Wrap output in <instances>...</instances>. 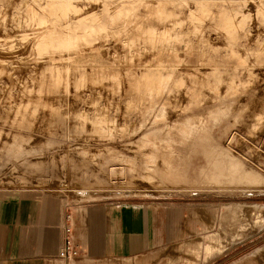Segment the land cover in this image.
<instances>
[{
  "label": "rangeland",
  "instance_id": "rangeland-1",
  "mask_svg": "<svg viewBox=\"0 0 264 264\" xmlns=\"http://www.w3.org/2000/svg\"><path fill=\"white\" fill-rule=\"evenodd\" d=\"M108 1L0 0V192L149 204L94 264H264V0Z\"/></svg>",
  "mask_w": 264,
  "mask_h": 264
},
{
  "label": "crops",
  "instance_id": "crops-1",
  "mask_svg": "<svg viewBox=\"0 0 264 264\" xmlns=\"http://www.w3.org/2000/svg\"><path fill=\"white\" fill-rule=\"evenodd\" d=\"M62 200L53 194L0 192V264H94L110 259L115 248L126 253L152 242L149 204L108 203L78 209ZM67 213L74 219L75 237L82 246V254L74 259L59 256ZM210 237L220 240L219 233ZM216 247L214 242L207 244V253Z\"/></svg>",
  "mask_w": 264,
  "mask_h": 264
},
{
  "label": "built area",
  "instance_id": "built-area-1",
  "mask_svg": "<svg viewBox=\"0 0 264 264\" xmlns=\"http://www.w3.org/2000/svg\"><path fill=\"white\" fill-rule=\"evenodd\" d=\"M82 254V246L74 233V219L71 213L65 215L64 220V241L59 251L62 259H74Z\"/></svg>",
  "mask_w": 264,
  "mask_h": 264
},
{
  "label": "bare ground",
  "instance_id": "bare-ground-1",
  "mask_svg": "<svg viewBox=\"0 0 264 264\" xmlns=\"http://www.w3.org/2000/svg\"><path fill=\"white\" fill-rule=\"evenodd\" d=\"M191 124H192V123H190L189 121H186V122H185V128L188 129L189 132H192V129H193V127L191 126ZM195 131H196V130H195ZM198 135H199V134H198ZM211 155H213V153H212ZM217 167H218V166H217ZM237 169H238V168H237ZM239 170H240V169H239ZM246 170H247V169H246ZM242 171H243V170H242ZM244 171H245V170H244ZM246 172H247V171H246ZM235 173H236V171H235ZM242 173H243V172H242ZM249 173H250V171H248V172L246 173V174H247V176H245L246 179H248V180H252L253 178H254V179L257 178V177L255 178V174H254V173H251V174H249ZM256 174H257V173H256ZM244 175H245V174H244ZM244 175H243V176H244ZM246 179H245V180H246ZM262 179H263V177H262ZM246 181H247V180H246ZM252 181H253V180H252ZM255 181H256V180H255ZM256 182H257V181H256ZM259 182H260V181H259ZM246 183H247V182H246ZM250 183H251V182H250Z\"/></svg>",
  "mask_w": 264,
  "mask_h": 264
}]
</instances>
